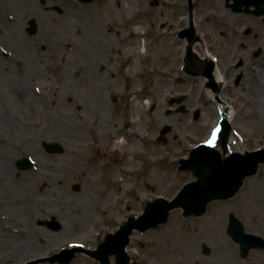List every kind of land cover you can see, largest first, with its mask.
Wrapping results in <instances>:
<instances>
[{
    "label": "rangeland",
    "instance_id": "rangeland-1",
    "mask_svg": "<svg viewBox=\"0 0 264 264\" xmlns=\"http://www.w3.org/2000/svg\"><path fill=\"white\" fill-rule=\"evenodd\" d=\"M171 1L132 0L133 8L128 13L121 11L115 1L114 8H106L112 0H94L91 4L52 0L63 10L60 15L46 13L53 22H61L54 24L58 33L51 30L46 35L42 30L36 36L18 39L0 27V264H22L63 249L81 250L73 251L68 264H100L87 252L95 250L107 233H114L128 217L140 215L146 202L159 197L170 200L184 183L195 181L193 173L178 170L177 161L187 158L197 144L211 140L220 115L214 96L206 97L204 77L189 76L185 71L189 63L180 54L182 41L188 40L178 34L190 30L184 26L185 21L194 23L191 41L202 40L222 76L217 96L232 110V132L238 139L237 149L231 152L264 146V24L261 33L258 31L261 43L256 47L261 54L254 57L252 50L241 48L242 30L251 28L260 18L233 13L225 0H220L221 10L215 17L204 9L214 0ZM81 6L102 11L108 24L102 26L103 34L95 35L98 41L91 42L95 46H82L87 50V61L63 59L59 51L67 54V47L77 46L75 32L65 34L64 30L69 18V25L75 22L73 8ZM100 20L96 16L93 23ZM137 21L145 25L139 35L146 41L145 49H140L144 56L139 55V49L129 51L133 37L129 39L125 34L128 25ZM40 23V29L49 25L47 20ZM108 25L118 32H107ZM194 51L196 57L202 56V48ZM5 52L21 60L24 73L15 66L14 76H7L15 62ZM135 58L137 70L132 68ZM66 60L77 68L88 63L93 73L81 80L63 76L59 70L70 68ZM225 69L230 71L224 74ZM240 74L244 81L235 88L231 84ZM157 81H163L169 90L161 101L162 110L148 98L141 99L145 107L140 125L134 127L131 121L138 117H133L132 101L153 93V82ZM177 95L184 96L183 102L168 106L169 98ZM97 99L102 103L97 104ZM179 106L187 113H178ZM195 111H199L197 120L193 118ZM165 127L169 130L162 142L159 133ZM117 130L136 145L134 152L120 146L110 152ZM43 143H56L63 153L48 154ZM22 158L30 160L32 167L18 170L16 162ZM112 169L117 173L115 179L109 174ZM262 178L264 164L255 175L244 179L233 198L210 202L204 215L185 218L180 209H175L165 224L144 233L135 232L126 248L131 261L174 264L169 256L175 258L176 253L171 254L169 248L175 236L179 239L177 246L189 257L188 264H264L263 250H251L242 259L239 246L226 234L228 215L232 213L243 224L245 233L264 238L263 198L254 194V205L237 201L247 183L255 181L259 185ZM74 185L79 186L77 191L71 188ZM232 201L234 204L229 205ZM42 209L48 212L43 214ZM38 220H52L58 225L42 228ZM211 226L218 228L219 234ZM22 231L32 232L33 239L26 238L31 244L25 246V235L19 234ZM223 241L232 248L225 252L231 254L230 258L222 255ZM202 245L211 249L209 255L202 253ZM109 260L114 264L113 257Z\"/></svg>",
    "mask_w": 264,
    "mask_h": 264
},
{
    "label": "water",
    "instance_id": "water-1",
    "mask_svg": "<svg viewBox=\"0 0 264 264\" xmlns=\"http://www.w3.org/2000/svg\"><path fill=\"white\" fill-rule=\"evenodd\" d=\"M85 3H91L93 0H81ZM190 0H188L189 2ZM243 7V9H242ZM254 7V10H249ZM234 12L242 11L245 13H252L256 15H264V0H233L230 6ZM242 9V10H241ZM192 29L190 31H183L180 33L181 37H191ZM189 50V49H188ZM257 55V54H256ZM212 64L207 63L204 75L211 81L212 79ZM195 75V74H194ZM214 87V86H213ZM183 98L180 96L169 101V105L173 103H181ZM179 112L184 113V108L181 107ZM226 112L223 114L221 122V130L218 133L219 145L222 153L216 151L209 145H199L190 152L188 159L179 160L180 171H190L193 173L196 181L183 186L177 196L167 201L162 198L155 199L152 202L146 203L141 215L137 217H129L119 227L115 234L106 236L105 241L98 245L96 251L89 252V254L99 261L101 264H109L108 258L115 257V264H128L129 258L126 255L125 249L129 243V237L134 231L145 232L149 229H154L157 225L166 223L169 212L176 208L182 210L184 217L201 216L206 211V204L214 200H224L233 197L238 189L243 185V179L254 175L258 166L264 163V149L254 152L232 153L226 156V146L230 126L226 121ZM198 117L195 113L194 119ZM169 128L165 127L160 130V137L158 140L163 141V136L168 132ZM164 142V141H163ZM44 150L50 154H62L63 148L56 143H43ZM20 170H26L30 165L26 160L17 163ZM78 185L71 187L73 191H77ZM242 224L230 214L228 219L227 234L240 245L241 256L245 257L250 249H263L264 240L259 237L243 233ZM202 253L209 255L210 249L202 246ZM73 257V251L63 252L60 255H55L50 259H41L40 261H32L26 264H40V262L49 261L53 263L59 261L61 264H67ZM137 264V263H132Z\"/></svg>",
    "mask_w": 264,
    "mask_h": 264
},
{
    "label": "bare ground",
    "instance_id": "bare-ground-1",
    "mask_svg": "<svg viewBox=\"0 0 264 264\" xmlns=\"http://www.w3.org/2000/svg\"><path fill=\"white\" fill-rule=\"evenodd\" d=\"M114 1L115 3L117 4V6L119 7V9L121 11H125V12H128V10L132 9L133 6H132V0H121L119 3L116 1V0H112V3H109L108 5H106V8H109V9H112L114 8ZM164 1H167L168 3H171L172 1L171 0H164ZM172 4V3H171ZM74 11H73V15H75V22H73L71 25L68 26V30L65 32V34L67 33H71L72 31L75 32V36H76V43L77 46L76 47H72V48H68L67 47V54H64L63 51H59L62 55H63V59H67V60H74L76 58H79L80 60L82 61H87V50H82V46L85 45V47H90V46H95V44H92L91 42L92 41H98V38L95 36L96 34H103V28L102 26H104L106 23L108 24L106 18L104 17L105 14L100 11V13L98 12H94L91 8H86V7H83L81 6L80 8H73ZM204 9H207V12H210V16L212 17H215L217 16V12L219 10H221V1L220 0H214V2L212 3H209L207 2L205 5H204ZM81 12V13H80ZM129 13V12H128ZM84 14V18H85V21H84V24L82 23V20L84 18H82V15ZM99 17V19H101L99 22H94L93 23V19L94 17ZM159 18L158 20H156V23L159 22ZM184 23V26H188L189 28L193 26V28L195 27L194 23L192 24L191 22L190 23H187V21L183 22ZM83 25V27H81ZM129 29L125 31V34H127V38L130 39V36L133 37V40L132 42L129 44L130 46V50L129 51H132L133 49L134 50H137V52H139V50L141 48H143V50L145 49L146 47V41H142L140 36L141 34H143V31H144V22L143 21H137L136 23L134 24H129L128 25ZM109 29L107 32H115L117 33L118 31L116 29H113L111 27V25H108L107 26ZM53 32H57V30H54ZM123 35V34H122ZM82 38L86 39L87 40V43L85 42H82ZM172 43V42H171ZM202 40H199L195 43H191L189 44V42H186L185 40L182 41V52H181V57H185V50L186 48L188 47V45H191V51L194 53L195 51V48L199 47V48H202V56H200L201 60H204V61H209V62H214V58L211 54H209V50L208 49H205L204 48V44H202ZM72 49V50H71ZM139 49V50H138ZM71 50V51H70ZM58 52V51H57ZM139 54V53H138ZM140 56H144L142 50H140ZM136 59V62L135 64L132 65V68L133 70H137L138 68V58H135ZM66 60V61H67ZM201 60H195L194 59V66H197L199 68H201L202 64H204V62L202 63ZM66 66H70V68H62L60 69L59 71L63 74V76H68V77H77V80H81L83 79L85 76L87 77V75L93 73V70H91L90 68V65L87 63L86 66L84 68H77L76 66H74L73 64L70 65V63H68V61L65 63ZM76 68H74V67ZM14 68V69H13ZM132 68L131 70L129 71H132ZM20 69V67H19ZM14 70L17 72V69L12 66V71L10 73L7 74V76L10 75V77H13L15 73ZM2 72L0 71V74ZM1 76V75H0ZM213 78L215 81H217L218 83H220V87L223 83V80H222V77H220V75H218V72L215 71L214 74H213ZM203 82L204 84L207 85V83H209V80L207 78H203ZM139 83V82H138ZM153 87L155 88V91H153V93L151 94H145L143 96H138V98H135L133 101H132V106H133V112H134V115L133 117H138V120L134 119L132 120L131 122L133 123V126L134 127H138V125H140L139 123L141 122V111L144 109L145 107V103L141 100L143 98H148L151 103L154 104V106H157L159 108V110L161 111L162 107H161V101L163 100V98H166L167 95H168V86H166L163 81L162 83L157 81V82H153ZM34 87L35 86H32V89L34 90ZM39 88V86L37 87V89ZM127 88V86H126ZM37 89H35V91H37ZM30 91V90H28ZM34 91V94H36L37 96L39 95V92H35ZM31 92V91H30ZM207 93V96L206 97H209L210 99L213 97L212 95L214 94L210 89H208L206 91ZM22 94V93H21ZM23 100V99H22ZM158 100V101H156ZM100 99H97V104H101L102 102H99ZM155 101V102H154ZM225 106L227 107V109L225 108ZM218 109H219V115L221 116L222 113L226 112V120L231 123V120H232V110L231 108L226 104V103H219L217 105ZM158 110V111H159ZM126 118V117H125ZM135 131H137L136 129H134ZM214 130V129H213ZM216 132V137H215V140L212 142V146L216 148H218L217 144H218V139H217V130H214ZM114 133V143L113 146L111 147L110 149V152H114L115 151V148L120 146L121 148H124V149H128L129 151H132L134 152L136 149H135V146L136 145H132L129 143V141H127V139L124 137V134H123V131L121 130H117ZM212 139V138H211ZM237 142H238V139L235 138V135L232 133L229 137V145H228V151H233V150H236L237 148ZM8 162L6 161L5 164H7ZM40 164V163H39ZM41 165V164H40ZM43 167H50V166H46V165H43ZM114 169L110 170L109 171V174L111 176L115 177L117 176V173L114 171ZM40 174V173H39ZM38 174V175H39ZM40 175H43V174H40ZM49 175V174H48ZM36 176V175H35ZM253 181H251L249 184L247 183L244 187H243V190H242V193L237 197V201L239 202H244V203H247V204H252L254 205V200H253V197H254V194H259L263 200H264V178H262V181L260 182V184L256 185L254 183H256L254 181L253 184H251ZM45 186V184H43ZM108 198H110L108 196ZM236 198V197H235ZM115 199V198H114ZM262 200V199H261ZM234 204V201L230 202L229 205H232ZM262 205L264 206V201L262 202ZM43 214L48 212V211H44V209L40 210ZM2 221H4L3 218H1ZM47 223V224H46ZM37 225H39L40 227L42 228H45L43 226H46V227H51L53 225H58L57 223L55 222H52V220H45V221H42V220H38L37 221ZM211 228L213 229V231H215L217 234H219V229L216 228L215 226H211ZM42 230V229H41ZM44 230V229H43ZM37 233V232H36ZM35 233V234H36ZM172 234H174L172 231H171ZM20 235H25V246H27L28 244H31L30 240H27L26 238H30L31 240L33 239V234L32 232L30 234H26L24 231H22L21 233H19ZM171 243H172V246L170 249L171 251V254L172 253H176V257L175 258H171L169 256V258L171 259V261H173L174 264H188L187 261H188V258L189 257H186L187 254L181 249V247L177 246L178 243H179V239H177L175 236L172 237L171 239ZM217 248H219L217 246ZM220 249L221 251H224L223 253L225 252H231V246L226 242V241H223V243H221L220 245ZM50 247L48 249V251L50 252ZM222 255H229V258L231 257V254L230 253H225V254H222ZM58 256V255H57Z\"/></svg>",
    "mask_w": 264,
    "mask_h": 264
},
{
    "label": "flooded vegetation",
    "instance_id": "flooded-vegetation-1",
    "mask_svg": "<svg viewBox=\"0 0 264 264\" xmlns=\"http://www.w3.org/2000/svg\"><path fill=\"white\" fill-rule=\"evenodd\" d=\"M74 1L78 2L77 0ZM55 7H57L58 9H53ZM47 12H56L58 15H60L63 13V10L59 8L56 3H53L52 0H0V27H3L2 30L3 32H5V34L17 35L18 39H24V36L28 37L29 30L32 26V20H34L37 26V30H35L36 34L34 36H36L38 32H41L42 30H44V33L46 35H49L51 30L57 29L55 25L61 24V22H53L52 19L48 18V16L46 15ZM257 18H260L258 19V23L254 22L251 28L246 27L244 30H242V36L244 37V41L243 43H241V48L246 51L252 50L253 54L254 51L257 50V44L261 43V37L258 31H260L261 33L263 17L257 16ZM41 20H47V23H49L46 29H40ZM69 21L70 18L66 23V28L64 32L68 30ZM52 25L54 26L52 27ZM246 29H248L249 32L247 34H244ZM1 42L3 41L0 39V47L3 45ZM229 71L230 69L224 71V74L228 73ZM244 78L245 77L242 76V74L236 75L231 85H233V87L235 88L239 87V84L244 81ZM221 89L222 88L218 89V91L220 92ZM223 93L229 95L230 91H223Z\"/></svg>",
    "mask_w": 264,
    "mask_h": 264
},
{
    "label": "snow or ice",
    "instance_id": "snow-or-ice-1",
    "mask_svg": "<svg viewBox=\"0 0 264 264\" xmlns=\"http://www.w3.org/2000/svg\"><path fill=\"white\" fill-rule=\"evenodd\" d=\"M215 137H216V132L214 131L212 133V140H210L208 143L211 144L215 140Z\"/></svg>",
    "mask_w": 264,
    "mask_h": 264
}]
</instances>
